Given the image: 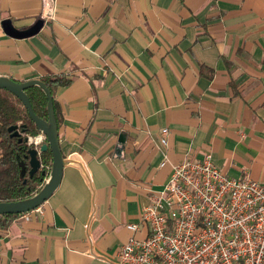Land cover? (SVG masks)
<instances>
[{"label":"crops","instance_id":"crops-1","mask_svg":"<svg viewBox=\"0 0 264 264\" xmlns=\"http://www.w3.org/2000/svg\"><path fill=\"white\" fill-rule=\"evenodd\" d=\"M54 3L44 19L43 0H0V75L70 78L52 90L60 183L0 230V264L117 262L126 223L171 171L161 128L171 161L210 153L225 175L264 184V0ZM5 18L44 23L16 38Z\"/></svg>","mask_w":264,"mask_h":264},{"label":"built area","instance_id":"built-area-1","mask_svg":"<svg viewBox=\"0 0 264 264\" xmlns=\"http://www.w3.org/2000/svg\"><path fill=\"white\" fill-rule=\"evenodd\" d=\"M54 12V0H43L42 18ZM167 133L160 129L156 146L159 166L168 165L170 174L141 208L139 221L126 223L131 233L113 264H264V184L246 172L225 175L210 153L171 161ZM44 138L39 133L27 142L38 148Z\"/></svg>","mask_w":264,"mask_h":264},{"label":"trees","instance_id":"trees-1","mask_svg":"<svg viewBox=\"0 0 264 264\" xmlns=\"http://www.w3.org/2000/svg\"><path fill=\"white\" fill-rule=\"evenodd\" d=\"M40 79L51 93L55 86H64L70 82V78L63 75H43ZM24 91L29 97L34 112L40 117L47 118V98L41 87L31 85ZM53 105L58 125L54 99ZM14 124L22 130L21 137L40 133L19 98L5 88H0V201H16L32 196L43 185L51 167V153L46 149L37 154L41 168L29 175L28 151L36 145L23 139L19 141L17 136L12 135L8 127ZM45 141L44 138L42 142ZM22 169H24L23 173ZM42 170L45 174H42ZM18 215L0 213V230L6 229L12 219Z\"/></svg>","mask_w":264,"mask_h":264},{"label":"water","instance_id":"water-1","mask_svg":"<svg viewBox=\"0 0 264 264\" xmlns=\"http://www.w3.org/2000/svg\"><path fill=\"white\" fill-rule=\"evenodd\" d=\"M44 20L42 18L37 19L32 25L27 28H17L13 25L11 19L5 18L2 20V27L6 34L16 37L25 38L36 34L42 27ZM31 85H37L41 87L47 98V118L37 115L30 103L29 97L25 93V89ZM0 88L12 92L22 102L27 110V113L31 120L35 123L40 133L44 135L46 141L42 142L38 148L33 147L29 149V175H32L35 171L41 168L40 160L37 156L38 153L49 149L51 153V167L48 171V175L41 188L32 196L16 200V201H0V213H23L40 206L58 187L62 171L65 164V157L61 151L58 137L57 121L54 114L53 96L51 90L40 78H29L26 80H17L8 76L0 75ZM12 135L17 136L18 140L22 139L28 141L27 137H21L22 130L18 129V125L14 124L8 127ZM121 144L124 140H119ZM122 145L117 147V150L121 149ZM24 169H22V173ZM42 174L45 172L42 170Z\"/></svg>","mask_w":264,"mask_h":264}]
</instances>
